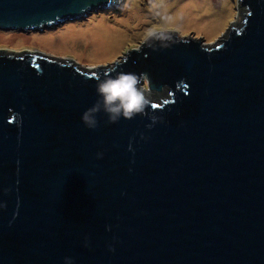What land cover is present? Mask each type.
<instances>
[{
	"label": "water",
	"instance_id": "obj_1",
	"mask_svg": "<svg viewBox=\"0 0 264 264\" xmlns=\"http://www.w3.org/2000/svg\"><path fill=\"white\" fill-rule=\"evenodd\" d=\"M120 1L0 0V29ZM238 2L213 45L156 32L89 71L0 54V264H264V0ZM117 64L169 97L89 129L81 115Z\"/></svg>",
	"mask_w": 264,
	"mask_h": 264
},
{
	"label": "rangeland",
	"instance_id": "obj_2",
	"mask_svg": "<svg viewBox=\"0 0 264 264\" xmlns=\"http://www.w3.org/2000/svg\"><path fill=\"white\" fill-rule=\"evenodd\" d=\"M114 13H92L82 20L67 21L57 27L28 32L0 29V54H46L57 59L73 61L82 70L92 69L124 56L125 52L138 47L156 32L175 33L179 37L196 36L205 44L213 45L221 40L233 26L238 0H121ZM80 25V28L71 29ZM108 26L119 38L103 50H91L89 40L71 39L67 44L48 38L61 33L76 36L103 33ZM64 29V32L62 30ZM68 29V30H67ZM109 40V39H108ZM107 40V41H108ZM34 53V54H35ZM89 71V70H84ZM143 86L151 101L159 103L167 99L168 91H152L143 80Z\"/></svg>",
	"mask_w": 264,
	"mask_h": 264
},
{
	"label": "clouds",
	"instance_id": "obj_3",
	"mask_svg": "<svg viewBox=\"0 0 264 264\" xmlns=\"http://www.w3.org/2000/svg\"><path fill=\"white\" fill-rule=\"evenodd\" d=\"M120 68L121 65L117 64L107 70L106 75L97 78L98 99L81 115V121L87 128L98 127V114L101 112L107 116L106 123H116L121 117L130 120L137 115L148 114L151 97L143 86L145 74L124 72ZM150 119L155 123L162 120V117L152 114ZM151 126V124L148 125V127ZM97 156H102V153H97ZM3 207L6 205L0 203V208ZM85 246H88L87 238H85ZM109 250L114 251V248L109 246ZM65 261L66 264H72L71 257H65Z\"/></svg>",
	"mask_w": 264,
	"mask_h": 264
},
{
	"label": "bare ground",
	"instance_id": "obj_4",
	"mask_svg": "<svg viewBox=\"0 0 264 264\" xmlns=\"http://www.w3.org/2000/svg\"><path fill=\"white\" fill-rule=\"evenodd\" d=\"M74 28L78 29V28H80V25L73 26L69 30L74 29ZM102 29H103V31H102L103 33H98L95 36H93V35L86 36L84 33L78 32L76 36L67 35L65 39H61L59 37V36H61L60 35L61 33L59 32V33L53 34V36L47 35V37L48 38L50 37L52 39H56L57 41H61L59 44H67L68 42H66V41L71 39L70 40L71 45L73 44L74 39H77V38L82 40V41L89 40L91 50H94V49L95 50H97V49L103 50V48H106V47L110 46L112 43H114V41L119 38V35L117 33H115V31H113L111 28H109L107 25L103 26ZM62 32H64V29L62 30ZM99 50H97V51H99ZM85 68L86 69H84V70H91L93 67H85Z\"/></svg>",
	"mask_w": 264,
	"mask_h": 264
}]
</instances>
